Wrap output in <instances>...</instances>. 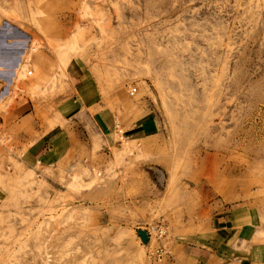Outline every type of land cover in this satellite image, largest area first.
Here are the masks:
<instances>
[{
    "label": "rangeland",
    "instance_id": "1",
    "mask_svg": "<svg viewBox=\"0 0 264 264\" xmlns=\"http://www.w3.org/2000/svg\"><path fill=\"white\" fill-rule=\"evenodd\" d=\"M10 46L0 264H190L222 210L264 249V0H0ZM70 116L86 145L56 166L25 156Z\"/></svg>",
    "mask_w": 264,
    "mask_h": 264
},
{
    "label": "crops",
    "instance_id": "2",
    "mask_svg": "<svg viewBox=\"0 0 264 264\" xmlns=\"http://www.w3.org/2000/svg\"><path fill=\"white\" fill-rule=\"evenodd\" d=\"M4 48V51L0 50V69L3 71L14 64L17 49L14 46ZM2 56H6L8 59L6 63H2ZM14 76L13 72L8 73V71L0 74V78L8 80L7 83H10ZM76 100L78 101V99H73V102ZM82 107L84 106L79 104L78 107L72 108V111L78 109L76 110L78 113ZM29 114L24 113L21 118L24 122L30 123L36 131H39V121L31 120ZM68 118L71 121L68 128L56 126L46 133L36 136L35 140L23 152L25 156L44 166H56L70 149L72 153L73 147L78 149L79 144L86 145L88 138L79 134V128H84L85 124L81 123L80 120H75L73 116ZM23 121L18 119V122L13 126L19 128L20 122ZM94 121L102 134L105 136L109 134L108 123L99 117ZM15 136L22 141L30 139V135L25 129L16 133ZM219 213V217L216 218L217 228L210 234L200 236V242H198L200 244L196 247L191 246L187 250L183 249L184 259L190 264H264V249L260 250L259 246L252 243L256 235L254 222L244 224V217L239 213L237 215L235 213L225 215L224 210ZM241 214H243L242 211ZM213 223L215 225V222ZM203 240L206 245L202 243Z\"/></svg>",
    "mask_w": 264,
    "mask_h": 264
},
{
    "label": "built area",
    "instance_id": "3",
    "mask_svg": "<svg viewBox=\"0 0 264 264\" xmlns=\"http://www.w3.org/2000/svg\"><path fill=\"white\" fill-rule=\"evenodd\" d=\"M115 129H116V132L118 134L120 133V136L119 137L123 139L124 138V136H123L124 131H123V129H121L119 123H115ZM156 232H157V235L162 236L163 235V232H164L163 227H159L158 226Z\"/></svg>",
    "mask_w": 264,
    "mask_h": 264
},
{
    "label": "water",
    "instance_id": "4",
    "mask_svg": "<svg viewBox=\"0 0 264 264\" xmlns=\"http://www.w3.org/2000/svg\"><path fill=\"white\" fill-rule=\"evenodd\" d=\"M137 235L139 236L142 243L146 244L148 241V233L144 230L137 231Z\"/></svg>",
    "mask_w": 264,
    "mask_h": 264
}]
</instances>
